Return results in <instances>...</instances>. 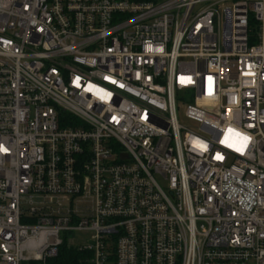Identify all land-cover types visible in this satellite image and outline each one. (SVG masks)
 <instances>
[{
  "label": "built area",
  "instance_id": "1",
  "mask_svg": "<svg viewBox=\"0 0 264 264\" xmlns=\"http://www.w3.org/2000/svg\"><path fill=\"white\" fill-rule=\"evenodd\" d=\"M63 243L264 264V0H0V264Z\"/></svg>",
  "mask_w": 264,
  "mask_h": 264
},
{
  "label": "trees",
  "instance_id": "2",
  "mask_svg": "<svg viewBox=\"0 0 264 264\" xmlns=\"http://www.w3.org/2000/svg\"><path fill=\"white\" fill-rule=\"evenodd\" d=\"M88 256L89 251L86 249L63 243L58 248L57 256L49 259L47 264H83Z\"/></svg>",
  "mask_w": 264,
  "mask_h": 264
},
{
  "label": "rangeland",
  "instance_id": "3",
  "mask_svg": "<svg viewBox=\"0 0 264 264\" xmlns=\"http://www.w3.org/2000/svg\"><path fill=\"white\" fill-rule=\"evenodd\" d=\"M186 103H187V102H185V104H182L181 107L179 108V110H178V116H179V120H180V122H182V123H184V124H189V121L186 120V119L183 117V113H184V110H185V107H186ZM72 239H73V240H71V241L77 242L76 239H80V237H79V236H76V239L73 238V237H72ZM71 241H70V242H71Z\"/></svg>",
  "mask_w": 264,
  "mask_h": 264
}]
</instances>
